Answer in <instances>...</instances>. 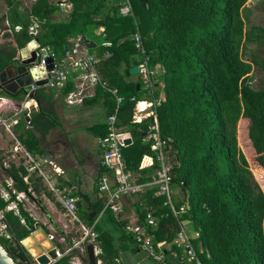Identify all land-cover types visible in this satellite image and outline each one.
Returning a JSON list of instances; mask_svg holds the SVG:
<instances>
[{
	"label": "trees",
	"instance_id": "trees-1",
	"mask_svg": "<svg viewBox=\"0 0 264 264\" xmlns=\"http://www.w3.org/2000/svg\"><path fill=\"white\" fill-rule=\"evenodd\" d=\"M71 9L62 19H54L60 10L57 0H36L31 12L20 13L11 4L10 46L0 48V70L8 63L18 62L19 49L32 38L40 46H47L60 59L69 43L80 37L88 51L97 58L96 71L108 87H116L123 96L117 112L116 124L128 132L131 142L123 144L124 171L136 175L135 183L153 181L159 169L155 133L144 139L152 118L131 122L136 100L157 99L155 111L162 150L170 164L168 183L171 205L164 194H156L158 184L152 182L142 192L132 194L130 206L134 212L133 225L145 226L155 250L162 252L169 264L187 262L176 240L180 222H191L189 240L201 264H264V193L252 178L251 169L238 146L235 124L240 117L248 120L246 135L254 152V159L264 170V87L253 88L249 72L251 63L241 56L240 47L253 40L264 44V27H246V0H128L131 12L120 8L124 0H66ZM30 14L39 19L35 35L28 32ZM19 24L18 30L14 25ZM139 32L147 63L152 71V90L142 89L140 77L128 80L125 70L141 62L133 34ZM103 41H109L105 46ZM252 63L264 70V55L252 57ZM158 68V71L156 70ZM160 83L164 97H159ZM139 85L137 88L136 85ZM74 78L67 77L61 94L73 88ZM17 100L25 92L10 93L0 87V97ZM37 108L22 116L14 131L20 144L30 155H40V138L60 125L53 108L54 91L38 86L33 90ZM82 103L102 104L106 114L112 112L115 100L99 83L91 96ZM99 137L106 133V124L87 127ZM149 155L150 165L141 168V158ZM0 172L12 180L15 192L29 194L27 171L22 164H4L0 155ZM112 175L100 166L99 176ZM0 193V244L17 264H35L21 241L40 225L16 199L4 179ZM112 184V188L116 186ZM172 186V187H171ZM174 186V187H173ZM99 193L94 201L81 193L76 200V214L84 224L92 226L101 264H123L121 253L139 248L132 232L126 230L128 219L105 207L107 193ZM16 201L17 210L7 209ZM184 205V211H179ZM172 208L179 211L176 215ZM101 216L97 218L99 212ZM95 212L93 216L91 213ZM155 218V225L147 223V214ZM110 221L119 229L118 236L106 227ZM89 239V238H87ZM70 241V239L68 240ZM86 243V241H85ZM70 246V245H69ZM50 264H73L79 254L87 264L85 248L66 252ZM157 263V262H156Z\"/></svg>",
	"mask_w": 264,
	"mask_h": 264
},
{
	"label": "crops",
	"instance_id": "crops-1",
	"mask_svg": "<svg viewBox=\"0 0 264 264\" xmlns=\"http://www.w3.org/2000/svg\"><path fill=\"white\" fill-rule=\"evenodd\" d=\"M35 1L0 0V48L10 46L13 43V36L6 32L11 27L9 20L11 4L15 3L16 9L20 13H27L28 11L31 12L36 3ZM57 2L60 5V10L56 11L52 17L54 19L65 18L69 9H71V5L66 0H57ZM29 19L30 25L39 24V19L33 14H30ZM19 28V24L14 25L15 30ZM69 39H73V37ZM138 77L141 78L139 73L127 75V79L133 81ZM43 86L54 91L53 108L60 122V125L50 129L40 138L43 153L30 155L24 149L17 138L20 132L16 134L14 131V127L18 123L7 129L0 122L4 129V134L0 132V155L5 152V158H3L5 165L8 162L16 165L22 164L27 171L24 179L29 182V194L23 192L20 200H22L30 215L40 224L21 241L27 252L29 254L44 252L52 245L57 249L74 246L81 253V246H78L77 243L86 233L87 228L92 226H87L79 220L76 210L77 220L72 219L71 216L68 217V212L60 199L74 197L76 202V200L82 199L81 193L87 194L91 201L98 198L99 193H95L94 189L98 188L97 181L101 166V150L98 145L99 136L96 135L97 129L93 132L87 127L97 123H105L107 114L102 104L85 105L82 101L81 103L67 104L65 95L61 94V87H51L46 84ZM145 87L146 85L143 83L142 89ZM160 88L159 97L162 98L164 97L162 85ZM93 92L94 86L89 87L85 97L91 96ZM1 97L0 115L5 118L18 117L20 119L25 111L30 112L32 109L37 108V102L33 97L24 98L23 100L7 96ZM141 100L149 99L143 98ZM144 135H146L145 140L150 137L149 129L142 136ZM151 161L152 159L149 155H143L140 161L141 168H146ZM128 173L131 181L134 182L136 175L131 172ZM152 182H134L139 186L134 193L144 191L145 186L152 185ZM128 196H130V199L133 198L131 195ZM57 202L60 204L59 208ZM130 202V200L126 202L128 206L122 204V214L128 219V224L135 219ZM101 213L102 211L98 213L97 218L101 216ZM94 214L95 212H92L91 216ZM105 225L112 230L115 236H118L119 229L115 224L106 220ZM50 234L54 235V238L48 240ZM69 239L70 241H68ZM93 244L96 255L99 250L96 244ZM83 248H85V245ZM140 250V248L127 249L121 253L120 260L123 264H136L138 262L141 264H157L148 254L144 258L149 259V262L145 261V259L137 260ZM72 258L75 262H78L77 264H84L79 254H75ZM130 259H132V262Z\"/></svg>",
	"mask_w": 264,
	"mask_h": 264
},
{
	"label": "built area",
	"instance_id": "built-area-1",
	"mask_svg": "<svg viewBox=\"0 0 264 264\" xmlns=\"http://www.w3.org/2000/svg\"><path fill=\"white\" fill-rule=\"evenodd\" d=\"M123 13L131 12V6L128 0L123 1V6L120 8ZM38 30V24L28 26V32L35 35ZM133 39L135 42V47L140 52L141 62L139 65V74L143 83L152 90V71L147 63V58L144 54V49L141 42V36L139 32L133 34ZM103 45H110L109 41H103ZM50 50V49H49ZM50 53L54 56V54ZM36 60L34 61L35 66H43L45 64V59L47 53L45 52V47L37 44L35 48ZM97 58L94 54L90 53L87 47L81 42L80 37L69 39L66 51L60 59H56L54 56V68L47 71V82L46 85L51 87H62L65 84L67 77L72 76L74 78L73 88L65 96V101L67 104L81 103L82 99L86 95V91L89 87L94 86L99 83L103 88L113 95L115 100V105L111 113L106 115V133L98 138V145L101 150V165L107 168L112 175L102 174L97 181V187L100 191H105L108 195L105 207H108L114 213L122 212L121 197L123 194H128L130 192H135L138 190V185L131 181L129 173L124 171V162L122 157V146L123 139L128 137V132L122 127L117 126V112L120 105L123 102V96L118 93L116 87H108L104 81H101L99 75L96 71ZM49 74V75H48ZM36 85L30 84L27 91H25V98H28L29 92H31ZM158 103L157 99L151 100H136L133 113L131 117V122H141L146 117H151L153 123L149 125L148 129L150 134L151 130H156V144L157 148V161L159 169L157 170V177L153 180L154 183L158 184V190L156 194H164L166 199L165 203L171 205L170 202V187L168 183L170 164L165 157L162 150V142L158 133V122L155 111V105ZM2 106V97H0V113ZM28 107V106H27ZM23 116L28 117L29 112L25 111ZM19 121L18 117L5 118L0 115V122L7 128L10 129L13 125L17 124ZM6 184L9 188H12V181L7 178ZM115 182L116 186L112 188V184ZM56 191V190H55ZM12 192L16 194V199L20 200L23 192H15L12 188ZM0 193L4 198L8 197V191L5 190L0 183ZM64 208L68 212V215L72 219L77 220L75 215L76 204L74 197H64L60 199ZM7 209L17 210L16 201H10L6 206ZM173 213L176 215L179 211H184V205H182L179 211L172 208ZM2 217V211H0V218ZM147 223L149 225H155V218L152 214H147ZM183 222H180V231L177 235L176 240L182 248V252L187 262H195V264H201L193 247L189 240V234L183 227ZM4 224L0 225L3 228ZM126 230L133 233L135 240L138 243L139 248L144 249L148 252L149 256L157 262V264H169L164 260L162 252L155 250L151 243V236L147 233L145 226L139 225H127ZM94 232L91 228H87L86 233L83 235L81 240L77 243L81 246V250L85 245V241L88 242L92 240ZM49 239H53L54 235L50 234ZM89 238V239H87ZM74 246L67 248L66 252ZM62 253L59 249L55 248V258L50 259L53 262L56 258L60 257ZM32 259V258H31ZM35 264H38L35 259H32ZM72 263L77 264L72 258Z\"/></svg>",
	"mask_w": 264,
	"mask_h": 264
},
{
	"label": "water",
	"instance_id": "water-1",
	"mask_svg": "<svg viewBox=\"0 0 264 264\" xmlns=\"http://www.w3.org/2000/svg\"><path fill=\"white\" fill-rule=\"evenodd\" d=\"M139 3L141 6H145L146 0H139ZM37 44L38 41L36 38L31 39L25 46L19 49L18 62L8 63L0 70V87L10 93H19L21 91H27L30 84L36 86H43L46 84L48 77L47 71L54 68V56L50 53L49 48L45 46V52L47 53L45 64L43 66H35V48ZM138 72V64H134L125 70L126 75H134ZM136 87L138 88L139 85L137 84ZM28 97H33V91L29 92ZM143 133L144 132H142V135ZM130 141L131 138L126 137L123 139V144L126 145ZM85 252L87 264H97L93 242L89 241L85 243ZM30 256L32 259H35L38 264H50V259L56 257L55 247L51 245V247L47 248L44 252H34L33 254H30ZM0 264H17L1 244Z\"/></svg>",
	"mask_w": 264,
	"mask_h": 264
},
{
	"label": "rangeland",
	"instance_id": "rangeland-1",
	"mask_svg": "<svg viewBox=\"0 0 264 264\" xmlns=\"http://www.w3.org/2000/svg\"><path fill=\"white\" fill-rule=\"evenodd\" d=\"M245 8L248 9L246 13V17L244 16L246 27H249L250 25H257L260 27H264V0H246ZM240 51H241L242 58L246 60L247 62L251 63V70L248 73L250 77L251 86L256 89L264 87V70L261 69L259 66L255 65L254 63H252V57L264 55V44L259 43L257 40H253L250 43H247L245 46H241ZM156 70L158 71V68H156ZM160 86H161V83H160ZM247 126H248V120L245 117L238 118L235 124L236 131H237V138H238V146L247 158L249 168L251 169L252 178L259 183L264 193V170L260 166L257 165L254 159V152L250 145V141L248 140L247 135H246ZM0 132L4 134V129L1 125H0ZM4 153L5 152L2 153L3 158H5ZM1 179L5 180L6 178L0 172V180ZM132 194H134V192L123 194L121 197V205L123 204L124 206H128L126 203L128 202V200H130L129 199L130 196L128 195H132ZM57 204L59 208L60 204L58 202ZM134 221L135 219L129 225H133ZM182 222H183L182 223L183 227L185 228L187 233L193 234L192 230L191 232L188 231L192 228L191 222L186 221V220ZM263 226H264V223H263ZM146 254H148V252L144 249H141L137 260L145 259V261L149 262V259L144 258ZM130 260L132 262V259ZM97 264H101L99 260H97ZM136 264H141V263L138 262Z\"/></svg>",
	"mask_w": 264,
	"mask_h": 264
}]
</instances>
